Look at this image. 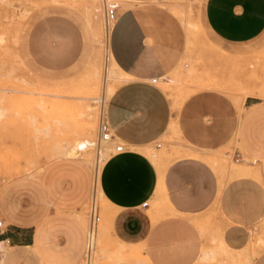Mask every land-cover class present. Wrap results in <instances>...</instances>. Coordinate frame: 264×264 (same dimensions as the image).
Masks as SVG:
<instances>
[{"label":"rangeland","instance_id":"rangeland-1","mask_svg":"<svg viewBox=\"0 0 264 264\" xmlns=\"http://www.w3.org/2000/svg\"><path fill=\"white\" fill-rule=\"evenodd\" d=\"M131 3L135 13L145 22L148 41L152 40L159 49L166 78L155 85L164 91L174 112L171 118L174 130L139 148L158 173L154 196L159 194L163 167L182 157L205 163L222 180L220 184L227 178L245 175L259 180L253 170L256 166L252 169L247 166L253 165L248 162L251 157L238 162L231 159L233 150L238 148L233 136L236 124L231 127L225 143L206 155L207 158L191 150L196 144L182 136L177 113L184 101L199 91L222 97L232 108L233 120H238L243 111L245 98L240 97L244 94L255 89L262 93L259 98L263 99L264 30L249 42L225 44L205 28L204 0H138ZM108 30L103 23L100 0H0V201L3 206L10 204L18 220L29 222L28 233L35 224L39 225L34 231L37 232L34 245L41 256V264L70 260L68 264H73L82 248L89 210L93 207L91 190L96 152L88 151L74 158L67 152L75 141L86 136L91 122L85 114L96 108V100L104 95L107 100L125 80L107 54ZM211 49L246 57L231 60L226 55H215ZM250 54L255 55L248 56ZM210 79H214L215 84L205 88L203 85ZM109 87H113V91H109ZM259 101L264 103V99ZM99 118L98 112L93 122L96 136ZM202 120L207 122L209 117ZM118 143L121 142L110 138L106 159L115 153L114 145ZM103 163L100 162L99 174ZM155 197L151 195L146 201L144 215L149 222L171 213L163 192L159 199ZM94 204L99 217L97 231L106 214L114 211L116 215L119 209H115L103 193L102 199L97 198ZM137 210L140 212L139 208ZM209 214H213V210ZM209 214L193 220L204 233L205 244L201 248L210 253L195 264H257L262 260L264 248L259 238L264 230V218L245 227L243 245L232 249L217 236L220 234L217 229L215 231ZM0 219L2 227L9 228L8 221L2 216ZM65 225L67 250L55 246L47 233L61 243ZM110 225L112 234L125 246L121 247V252L109 248L108 260L105 258L103 264H118L124 260L125 263L146 264L147 261L150 264L141 243L132 240L140 234L138 220L132 223L125 219L121 226L120 222L112 220ZM99 239H110L105 226ZM117 253L120 255L116 257ZM227 254L231 256L228 258Z\"/></svg>","mask_w":264,"mask_h":264},{"label":"crops","instance_id":"crops-1","mask_svg":"<svg viewBox=\"0 0 264 264\" xmlns=\"http://www.w3.org/2000/svg\"><path fill=\"white\" fill-rule=\"evenodd\" d=\"M136 1H118L117 18L108 30L110 57L126 76L105 103V119L114 141L121 142L124 148L104 161L99 174L103 195L119 209L116 215L114 211L109 212L108 227L112 234V220L120 222V226L125 219L132 223L138 220L140 234L132 240L141 243L150 264H195L210 253H203L204 233L197 228L194 219L213 210L209 216L215 231L217 229L220 234L217 236L230 248L238 249L244 242V228L264 218V103L259 101L261 98L256 96L255 89L250 91L244 97L238 120H233L232 108L222 97L199 91L190 95L177 113L182 136L196 144L191 148L193 152L203 156L223 145L231 127L236 124L233 132L236 149L242 161L250 157L255 160L253 165L247 166L260 167L259 180L245 175L227 178L220 184L222 180L205 163L182 157L163 167L159 194L155 197L158 173L139 148L170 131L174 112L164 91L155 85L158 80H165V65L157 46L147 39L145 22L131 7V2ZM203 23L211 36L222 43L249 42L264 30V0H204ZM88 26L91 29L89 21ZM91 37L94 39L92 33ZM213 52L231 60L246 57L217 49ZM204 117H209V121L203 122ZM162 192L171 213L149 222L144 215L146 201L151 195L159 199ZM142 202L146 204L142 205ZM0 207V216L9 226L3 237L10 242L0 251L1 264H41V256L34 245L37 241L34 231L39 225L35 224L28 233L27 228L31 225L26 220H18L10 204L3 206L1 200ZM81 224L83 227L82 221ZM65 228L66 225L62 232L63 243L55 242L53 235L47 232L55 246L63 250H67ZM253 229L257 230L256 227ZM261 235L259 239H264V230ZM112 236L125 246L123 241ZM262 244L264 248V242ZM84 247L85 236L73 264L79 262ZM262 260L264 264V256Z\"/></svg>","mask_w":264,"mask_h":264},{"label":"bare ground","instance_id":"bare-ground-1","mask_svg":"<svg viewBox=\"0 0 264 264\" xmlns=\"http://www.w3.org/2000/svg\"><path fill=\"white\" fill-rule=\"evenodd\" d=\"M187 22H189V21H187ZM197 28V27H196ZM193 46V45H192ZM106 49H107V54H109V56H110V53H109V50H108V40H107V45H106ZM211 50H214V49H211ZM110 60H111V63H112V65L113 66H116L115 65V63H114V61L110 58ZM187 60V59H186ZM225 67V66H224ZM106 69V68H105ZM223 70V69H222ZM119 72L121 73V75L123 76V79H125L126 78V76L119 70ZM108 73V72H107ZM178 74V73H177ZM192 75V74H191ZM211 76V75H210ZM213 76V75H212ZM108 77V74H105V78H107ZM173 77H175V76H173ZM176 77H178L177 75H176ZM214 77V76H213ZM212 77V78H213ZM108 79H110V77L108 78ZM113 79V78H112ZM186 79H188V78H186ZM106 80V79H105ZM183 80V79H182ZM182 80H180V82L182 81ZM184 80H185V77H184ZM211 81L210 82H208V83H205L203 86L205 87H209V85L211 86V85H213V84H215V81H214V79H210ZM177 81V80H176ZM184 83V82H183ZM192 84V83H191ZM106 85V84H105ZM104 87H106V86H104ZM202 87V86H201ZM205 87V88H206ZM213 87V86H212ZM216 87V86H215ZM211 88V87H210ZM113 87H109L108 88V90L109 91H113ZM177 90V89H176ZM105 91H106V89H105ZM108 92V91H107ZM188 94H189V92H188ZM255 94H256V96H261L262 95V93L260 92V91H255ZM264 94V93H263ZM104 95V94H103ZM246 95H248V94H244L242 97H240L241 99H243ZM108 97V96H107ZM181 98V97H180ZM234 98H236V97H234ZM182 99V98H181ZM262 99V98H261ZM264 99V98H263ZM234 100V99H233ZM97 102V105L94 107L95 109H93L92 111H90V112H87L86 114H85V116H86V118L88 119V121H90L91 123L87 126V134H86V136H84V137H82L81 139H78L77 141H75V143L71 146V148H70V150L67 152V155L69 156V157H78V156H80V154H82V153H86V152H88V151H95L96 152V159H95V163H93L94 164V190H93V193H92V200H93V207L92 208H94L95 207V204H94V202L97 200V198H101L102 199V192H101V190L99 189V179H98V176H99V169H100V162H103V161H105V159H106V146H107V144H109L110 143V138H108L107 140H103V139H101V138H99V136H96L95 135V133H94V131H95V126L93 125V122H94V119L96 118V114L99 112V114H100V117H103V112H104V107H105V103H106V98H105V95L104 96H102L101 98H99V99H97L96 100ZM174 101V100H173ZM239 101V100H238ZM237 101V102H238ZM180 103V102H179ZM177 104V103H176ZM93 108V107H92ZM91 110V109H90ZM88 111V110H87ZM170 130L171 131H173L174 130V121L172 120V122H171V124H170ZM177 134V133H176ZM197 153V152H196ZM95 155V154H94ZM207 157V156H206ZM208 158V157H207ZM255 172H256V174L258 175V177L260 176V167L259 166H256V167H254V169H253ZM104 201V200H103ZM103 203V202H102ZM106 203V202H105ZM105 203H103V205L105 204ZM91 208V209H92ZM94 209H96V208H94ZM110 215V213L108 212L107 214H106V216L104 217V222H103V224H101V226H100V229L99 230H97L96 231V226H97V223H96V225H95V230H94V233H93V236H92V238H91V236H90V242L91 243H93V247H94V249H93V254H92V257H91V260H90V263L89 264H103V263H105V260L107 259L106 258V256H107V253H108V250H109V248H115V250H116V252H121L122 251V249H121V247H123L124 246V244H122V243H120L118 240H116L113 236H112V234H111V232H110V230H109V227H108V219H109V216ZM104 226H105V229H107V232H108V234H109V236H110V239L109 240H105L104 239V241L102 240V241H100V239H99V235H100V238H101V235H102V229H104ZM254 234V233H253ZM252 235V234H251ZM253 239V238H252ZM260 241V243H263L264 242V239H260L259 240ZM258 241V242H259ZM220 242V241H219ZM222 242V241H221ZM219 245V244H218ZM222 246H224V244H222ZM134 247V246H133ZM132 247V248H133ZM137 247V246H136ZM220 247V246H219ZM5 248V245L2 247V249L1 250H3ZM138 248V247H137ZM221 248V247H220ZM224 247H222V249H223ZM222 249H221V251H222ZM228 249V248H227ZM0 250V251H1ZM114 250V251H115ZM130 250V249H129ZM131 251V250H130ZM229 251V250H228ZM206 251H205V249L203 248V253H205ZM220 252V251H219ZM225 252V251H224ZM128 253H130V252H128ZM133 253H134V251H133ZM132 253V254H133ZM223 253V252H222ZM227 253V252H226ZM230 253V252H229ZM118 254L119 253H117V255H116V257L118 256ZM120 255V254H119ZM228 255V258H229V256H231V255H229V254H227ZM134 256H135V254H134ZM131 257V256H130ZM142 257H144V256H142ZM142 257H140V258H142ZM225 257H227V256H224V258ZM106 258V259H105ZM127 258V257H126ZM137 258V257H136ZM146 258V257H145ZM142 259H144V258H142ZM230 259H232V258H230ZM108 260V259H107ZM123 260V259H122ZM140 260V259H139ZM0 261H1V258H0ZM125 261V260H124ZM124 261H121V262H119L118 264H139L140 262H133V261H130L129 263H125ZM127 261V260H126ZM144 261V260H143ZM225 261V260H224ZM230 262V261H229ZM248 262V261H247ZM146 264H148L147 263V261L145 262ZM0 264H1V262H0ZM76 264V263H75ZM77 264H79V263H77ZM248 264V263H247Z\"/></svg>","mask_w":264,"mask_h":264},{"label":"built area","instance_id":"built-area-1","mask_svg":"<svg viewBox=\"0 0 264 264\" xmlns=\"http://www.w3.org/2000/svg\"><path fill=\"white\" fill-rule=\"evenodd\" d=\"M119 0H100V5L102 9V16H103V23L106 26L107 29H110L113 22L116 20L118 15V9H119ZM151 82H154V79L151 80ZM96 131L99 136V138L103 140H107L108 138H113V134L111 133L110 127L105 119V116L100 117L97 121L96 125ZM156 147H158V144H156ZM123 144L118 143L114 145V151L116 153L123 151ZM231 159L234 162L242 161L243 158L240 155V152L238 150H233ZM250 164H254L255 160L251 159L248 161ZM146 202H142V205H145ZM99 217L95 211L94 208L89 210V219L87 224V230L85 234V247L83 254L79 260V264H89L92 254H93V243L90 242V236L92 238L95 225L98 221ZM5 232V229L2 227V221L0 219V250L4 245H10V242L7 237H3V234Z\"/></svg>","mask_w":264,"mask_h":264}]
</instances>
